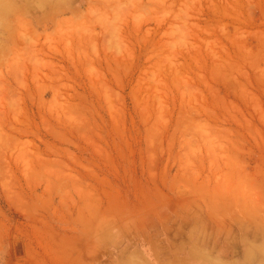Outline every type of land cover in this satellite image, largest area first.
Masks as SVG:
<instances>
[{"label":"rangeland","instance_id":"374dc122","mask_svg":"<svg viewBox=\"0 0 264 264\" xmlns=\"http://www.w3.org/2000/svg\"><path fill=\"white\" fill-rule=\"evenodd\" d=\"M0 264H264V0H0Z\"/></svg>","mask_w":264,"mask_h":264}]
</instances>
